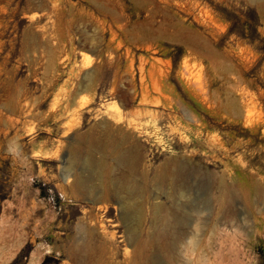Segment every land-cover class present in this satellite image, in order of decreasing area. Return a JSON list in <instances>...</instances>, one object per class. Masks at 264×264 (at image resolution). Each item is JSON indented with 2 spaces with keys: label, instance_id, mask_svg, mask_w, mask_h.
<instances>
[{
  "label": "rangeland",
  "instance_id": "obj_1",
  "mask_svg": "<svg viewBox=\"0 0 264 264\" xmlns=\"http://www.w3.org/2000/svg\"><path fill=\"white\" fill-rule=\"evenodd\" d=\"M0 264H264V0H0Z\"/></svg>",
  "mask_w": 264,
  "mask_h": 264
},
{
  "label": "bare ground",
  "instance_id": "obj_2",
  "mask_svg": "<svg viewBox=\"0 0 264 264\" xmlns=\"http://www.w3.org/2000/svg\"><path fill=\"white\" fill-rule=\"evenodd\" d=\"M97 150H98V149H97ZM123 158H124V157H123ZM123 158H122V160H123ZM127 158H128V155H127ZM127 158H126V161H127ZM120 160H121V159H120ZM127 163H128V162H127ZM118 164H119V163H118ZM95 165H96L97 168H98V166H100L99 163L97 164V162L95 163ZM129 166H130L131 169H133L134 167H136V164H135V158H133L132 162L129 163ZM184 167H185V166H184ZM116 168H117V167H116ZM185 169H186V168H185ZM185 172H186V171L184 170V175H185ZM175 180H176V179H175ZM134 184H135V183H134ZM89 188H90V187H88L87 190H89ZM91 190H92V189H90V192H91ZM102 212H103V211H102ZM176 223H178V221H177ZM106 226H107V225H106ZM160 232H161V231H160ZM157 234H158V233H157ZM160 236H161V235H160ZM163 238H164V237H163ZM81 247H82V246H81ZM77 260H78V259H77ZM80 263H81V262H80Z\"/></svg>",
  "mask_w": 264,
  "mask_h": 264
}]
</instances>
